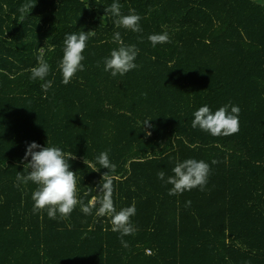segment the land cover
Segmentation results:
<instances>
[{
	"label": "trees",
	"instance_id": "obj_1",
	"mask_svg": "<svg viewBox=\"0 0 264 264\" xmlns=\"http://www.w3.org/2000/svg\"><path fill=\"white\" fill-rule=\"evenodd\" d=\"M26 2L0 0V264H264V0H37L21 14ZM114 2L136 10L142 32L116 26ZM81 31H94L84 70L65 85L63 41ZM117 31L139 51L137 68L113 77L104 59ZM164 32L170 42L153 47L148 36ZM38 56L51 66L46 93L31 79ZM204 105L238 106L239 131L193 128ZM32 142L75 154L84 204L108 170L83 161L108 151L115 207H136L128 247L96 209L34 211L36 185L16 179ZM189 158L209 164L207 183L169 195L167 177Z\"/></svg>",
	"mask_w": 264,
	"mask_h": 264
},
{
	"label": "clouds",
	"instance_id": "obj_2",
	"mask_svg": "<svg viewBox=\"0 0 264 264\" xmlns=\"http://www.w3.org/2000/svg\"><path fill=\"white\" fill-rule=\"evenodd\" d=\"M36 2L37 0H28L19 8V12L30 14ZM105 13H110L116 17L114 22L117 27L133 32H142L140 27L141 16L136 13L135 9H129L128 14H122L121 5L114 2L105 8ZM92 35H94V31L66 34L63 41L62 59L58 62V69L62 74V83L65 85L72 80L78 71L84 70L82 61L85 57L83 53L87 48V41ZM148 39L153 47L157 44L170 42L167 32L150 34ZM113 42L118 44V47L111 50L110 56L104 59V71L110 72L113 77L117 74L123 76L137 68L134 61L139 50L135 45H126L119 31L114 33ZM50 70L51 66L43 56H38L37 65L30 69L31 79L45 81L41 84L45 93L54 83L53 80L45 79ZM239 113L240 108L235 105H224L214 112L209 106L204 105L193 113L192 127H199L212 136H230L239 131ZM149 121L151 120L143 122L144 130L151 127ZM145 134L151 135V132L146 131ZM29 157H31L30 160ZM73 159H76L73 152H65L56 146H41L36 142L27 146L25 155L21 160L24 170L26 169L27 172L26 174L17 172L16 179L24 184L32 182L36 185L32 193L34 211L47 209L48 217L55 219L57 213L61 217L69 216L77 205H80L81 211L86 215L92 214L93 209H96V215L106 216L110 219L112 231L119 232L122 246L128 247L123 237L134 234L136 231L131 222V217L136 214V207L135 203L119 210L115 207L112 199L113 180L109 172H114L116 165L110 161L108 151H103L96 157V163L100 165V168L96 167V163L86 159L83 161L93 172H97L101 168L108 170L102 175L100 183L96 186L97 191L102 195L88 204H84L79 198L76 172L70 170L69 161ZM212 163L215 164L216 161H212ZM172 171L173 175L168 176L166 181L172 185L168 194L177 195L197 187L203 190L207 183L210 166L204 160L189 158L177 162ZM157 176L161 180L165 179L163 171L158 172ZM188 203L190 204V201Z\"/></svg>",
	"mask_w": 264,
	"mask_h": 264
}]
</instances>
